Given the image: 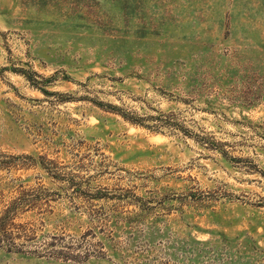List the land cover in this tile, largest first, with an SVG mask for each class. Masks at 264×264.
Here are the masks:
<instances>
[{
	"label": "rangeland",
	"instance_id": "374dc122",
	"mask_svg": "<svg viewBox=\"0 0 264 264\" xmlns=\"http://www.w3.org/2000/svg\"><path fill=\"white\" fill-rule=\"evenodd\" d=\"M0 264H264V0H0Z\"/></svg>",
	"mask_w": 264,
	"mask_h": 264
},
{
	"label": "trees",
	"instance_id": "16d2710c",
	"mask_svg": "<svg viewBox=\"0 0 264 264\" xmlns=\"http://www.w3.org/2000/svg\"><path fill=\"white\" fill-rule=\"evenodd\" d=\"M125 119L131 121L132 123L142 124L146 117L143 116H133L131 114H123ZM157 127V126H156Z\"/></svg>",
	"mask_w": 264,
	"mask_h": 264
}]
</instances>
